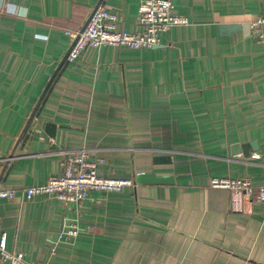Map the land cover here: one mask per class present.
Here are the masks:
<instances>
[{"label":"crops","instance_id":"1","mask_svg":"<svg viewBox=\"0 0 264 264\" xmlns=\"http://www.w3.org/2000/svg\"><path fill=\"white\" fill-rule=\"evenodd\" d=\"M99 1L0 5V183L16 189L0 203V240L32 264H264V203L210 186L264 185V46L230 29L251 26L264 0H173L190 22L159 45L88 47L67 62ZM103 2L121 29L140 30V0ZM250 143L258 149L246 156ZM80 149L103 159L104 176L135 185L79 203L24 197ZM142 172L174 182L138 184ZM75 221L78 237L60 239Z\"/></svg>","mask_w":264,"mask_h":264},{"label":"built area","instance_id":"2","mask_svg":"<svg viewBox=\"0 0 264 264\" xmlns=\"http://www.w3.org/2000/svg\"><path fill=\"white\" fill-rule=\"evenodd\" d=\"M3 11H8L6 8ZM121 17L109 10L103 0L99 1L88 16L84 26L72 36V43L67 52V62L76 61L88 47L103 45L125 46L132 49H148L160 44L161 35L175 26L189 24L187 16L178 14L173 0H140L138 25L140 30L128 32L119 27ZM251 35L264 46V14L251 24ZM62 173L52 176L40 185L23 188L27 200L33 197L47 196L64 203H79L92 192L114 193L126 187L134 186L135 180L125 177H107L101 172L104 161L101 158L90 160L89 151L80 149L63 157ZM212 188H222L241 196L264 203V185H256L248 178L213 177ZM16 189H8L0 183V203L11 199ZM81 229L77 221L63 229L60 239L74 240ZM55 251V247L52 248ZM0 258L9 264H32L21 252L7 249V237L0 240Z\"/></svg>","mask_w":264,"mask_h":264},{"label":"water","instance_id":"3","mask_svg":"<svg viewBox=\"0 0 264 264\" xmlns=\"http://www.w3.org/2000/svg\"><path fill=\"white\" fill-rule=\"evenodd\" d=\"M242 28L245 29L246 31L249 30V33H250V30H251L250 24H246L244 26L235 25V26H231L230 29L233 30V31H236V30H241ZM222 29L223 30H227L229 28L226 27V26H223ZM47 127L51 128V130L49 129V134L53 137L55 135V127H56V125L53 124V123H47ZM251 147L255 148L256 150L258 149L257 143H250V144H246V145L241 146V148L243 149V152H244V154L246 156H251L252 155ZM233 149L234 150L238 149V153L240 151L239 145H236ZM171 160H172L171 157H167V156H156L154 158V162L155 163H170ZM136 182L138 184L173 183L174 182V177L173 176H169V175H157L156 173H153V172H142V173H138L136 175Z\"/></svg>","mask_w":264,"mask_h":264},{"label":"clouds","instance_id":"4","mask_svg":"<svg viewBox=\"0 0 264 264\" xmlns=\"http://www.w3.org/2000/svg\"><path fill=\"white\" fill-rule=\"evenodd\" d=\"M2 4H3V0H0V5H2ZM9 7H10V9H11V8H14L13 5H10Z\"/></svg>","mask_w":264,"mask_h":264}]
</instances>
